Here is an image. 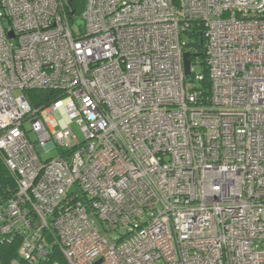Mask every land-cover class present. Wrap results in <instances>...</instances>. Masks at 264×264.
Wrapping results in <instances>:
<instances>
[{"label": "built area", "instance_id": "2783aa9c", "mask_svg": "<svg viewBox=\"0 0 264 264\" xmlns=\"http://www.w3.org/2000/svg\"><path fill=\"white\" fill-rule=\"evenodd\" d=\"M0 163V242L27 262L264 264V0H0Z\"/></svg>", "mask_w": 264, "mask_h": 264}, {"label": "trees", "instance_id": "16d2710c", "mask_svg": "<svg viewBox=\"0 0 264 264\" xmlns=\"http://www.w3.org/2000/svg\"><path fill=\"white\" fill-rule=\"evenodd\" d=\"M85 0H71L69 5L70 13L73 15H78L81 13L84 7ZM185 41V50L190 54V64H198L201 68L202 76L200 81L194 79V74H190L185 78V85L189 82L192 83L191 87H187L188 90H197L201 91V97L207 96L210 90V82L208 79V71L205 64V56L203 52V41H202V31L199 24L192 22L189 29L186 30L184 39ZM198 75V74H196ZM58 94L54 91H29L28 99L33 106H42L49 103L52 100H55ZM9 178L6 174V171L0 163V185L6 186L11 185L9 183ZM12 186V185H11ZM18 246L19 240L9 239L5 242H0V264H66L62 255L54 247L52 248L46 257L43 260H39L36 263H30L18 256Z\"/></svg>", "mask_w": 264, "mask_h": 264}, {"label": "rangeland", "instance_id": "374dc122", "mask_svg": "<svg viewBox=\"0 0 264 264\" xmlns=\"http://www.w3.org/2000/svg\"><path fill=\"white\" fill-rule=\"evenodd\" d=\"M81 23H82L81 20H79L77 24H81ZM193 69H194V72L196 74H200L201 73V68H200V66L198 64L194 65ZM191 86H192V83L189 82L187 84V87L189 88ZM24 127L29 132L30 139L32 141H35L34 135L29 131V129H30L29 123H26L24 125ZM69 127H70L71 131L74 133V135L77 137V139L78 140H82V134L80 133L78 127L74 123H71ZM58 155H59V151L56 148H53V147H50L46 151L40 153V157H41L42 160H47V159H50V158H56V157H58ZM124 230L125 229H121L120 232H124Z\"/></svg>", "mask_w": 264, "mask_h": 264}, {"label": "water", "instance_id": "95a60500", "mask_svg": "<svg viewBox=\"0 0 264 264\" xmlns=\"http://www.w3.org/2000/svg\"><path fill=\"white\" fill-rule=\"evenodd\" d=\"M70 3H71V0H67V4L70 5ZM8 36L12 37L13 33L9 32ZM189 58H190V54L188 52H185L183 54V68H184V74L186 76H188L190 74V60H189Z\"/></svg>", "mask_w": 264, "mask_h": 264}]
</instances>
